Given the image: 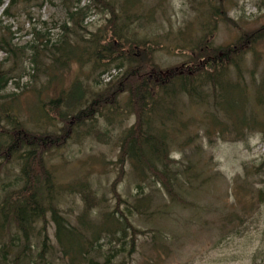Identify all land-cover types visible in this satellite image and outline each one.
Here are the masks:
<instances>
[{"label":"trees","instance_id":"obj_1","mask_svg":"<svg viewBox=\"0 0 264 264\" xmlns=\"http://www.w3.org/2000/svg\"><path fill=\"white\" fill-rule=\"evenodd\" d=\"M124 2L118 5L106 0H89L88 5L82 6V0H75L68 9L67 21L62 26L64 33L75 31L70 25L76 30H85L84 22L94 9L109 14L110 18L105 32L87 42L92 49L91 68L100 72L98 80H93L95 85L77 80L68 91H62L58 98L43 106L46 114L53 115L51 120L62 125L58 131L43 127L30 129L13 113L10 102L16 95H5L14 79L13 70L5 68L7 59L0 61V264H54L52 257L57 253L61 264H123L118 260L132 256L137 247L138 231L131 224V217L148 211L121 199L115 191L117 183L126 175L127 165L138 179L140 196L144 191L142 184L148 183L161 187L171 200L184 202L177 193L183 184L179 162L172 158L175 146L178 150L191 148L202 127L210 141L214 136L224 142L245 141L247 129L256 124H262L264 129V123L250 118L241 100L235 99L237 93L247 94L241 66L254 44L264 41V27L244 34L232 46L214 48L208 39L216 28L219 9H213V29L190 50L189 61L163 70L153 59L157 47H150V42L138 40L128 32L135 21L128 16L130 9H126ZM33 33L36 40L45 38L36 29ZM74 45L67 37L55 51L49 50L54 64L65 68L72 60L81 63L83 55H73ZM65 46L71 47L69 53L61 52ZM33 49L37 62L38 47ZM0 50L8 57L16 54L11 42L0 41ZM113 69L120 73L103 84L100 77ZM231 69L235 70L234 80ZM260 88L264 93V79ZM125 98L122 105L121 100ZM184 100L206 108V116L189 117L182 107ZM257 106L264 112L262 97ZM106 112L110 126L117 117L126 114L135 121L118 135L117 180L111 187L115 205L109 209L104 207V211L100 210L101 202L91 181L61 182L51 158L86 138L93 137L100 144L112 142L109 130L97 127ZM196 167L190 165L183 170L190 186L194 182L190 179L192 173L194 179L204 176V171L202 175L196 173ZM257 171H264V162ZM249 175L247 170L246 181L252 176ZM205 183L202 180L201 184ZM75 195L85 205L78 217V227L72 225L62 209L65 200ZM94 209L99 210V221L89 218ZM51 224L56 228L57 247L49 237Z\"/></svg>","mask_w":264,"mask_h":264},{"label":"rangeland","instance_id":"obj_2","mask_svg":"<svg viewBox=\"0 0 264 264\" xmlns=\"http://www.w3.org/2000/svg\"><path fill=\"white\" fill-rule=\"evenodd\" d=\"M106 1L117 2L118 5L125 1L126 9H130L128 16L134 17L135 21L128 32L138 40L150 42V47H157L153 59L163 70L189 61L190 50L197 47L212 28L213 9H219L216 28L208 39L214 48L232 46L244 34L264 27V0ZM74 2L2 0L0 41L11 42L16 50V54L9 57L0 50V61L7 59L5 68L12 69L14 76L5 95H16L15 100L9 101L13 113L18 114L30 129L60 130L62 125L59 121H52L53 115L46 114L43 106L58 98L62 91H68L77 80L94 86V78L98 80L100 75V72L92 70L89 63L92 49L87 42L105 32L110 15L94 9L92 16L84 22L85 30H76L70 25L75 31L64 33L62 26ZM88 4L89 0H82V6ZM34 29L45 38L36 40ZM67 37L76 46L72 49L73 55L79 57L82 54L83 60L81 63L72 60L69 67L61 68L54 64L49 50L55 51ZM35 46L39 53L37 62L34 61ZM71 47L65 46L61 52L69 53ZM119 73L113 69L102 75L100 80L106 84ZM230 73L234 80L235 70L231 69ZM241 73L247 94L237 93L235 99L241 100L250 118H258L259 123H264L263 109L257 106L261 97L264 100L260 88L264 79L263 40L254 44L251 54L244 56ZM125 100H121L122 105ZM184 102L182 107L189 117L201 119L206 116L203 106ZM234 112L239 115L238 110ZM134 121L126 114L122 118L117 117L110 126L106 112L98 120L97 127L102 131L109 130L112 142L100 144L90 137L70 144L59 155L54 154L51 159L58 179L68 184L89 179L101 202L100 210L113 208L116 198L111 187L117 180L118 135L130 128ZM262 126L256 124L252 129L248 128L247 139L239 142H224L214 136L210 141L205 137V127H202L191 148L178 150L175 146L172 158L179 162L183 184L177 193L184 202L171 200L161 187L148 183L142 184L144 191L140 196L138 179L127 165L126 175L117 183L115 191L121 199L148 211L131 217V224L138 231L137 247L132 256L120 259L118 263L264 264V171H257L264 162ZM190 165H197V174L204 171V176L201 174L195 179L194 173L191 174L193 186L188 184L189 178L183 173ZM247 170L249 177L252 175L248 181L245 180ZM202 180H206L204 185ZM62 209L72 225L78 227V217L85 210L81 198L77 195L67 198ZM98 211L94 209L90 220L101 219ZM48 231L53 246L57 247L54 224L48 227ZM52 261L61 264L58 253Z\"/></svg>","mask_w":264,"mask_h":264},{"label":"flooded vegetation","instance_id":"obj_3","mask_svg":"<svg viewBox=\"0 0 264 264\" xmlns=\"http://www.w3.org/2000/svg\"><path fill=\"white\" fill-rule=\"evenodd\" d=\"M248 43H249V46H250V45H251V42H248ZM252 50H253V49L249 50V54L252 53Z\"/></svg>","mask_w":264,"mask_h":264}]
</instances>
